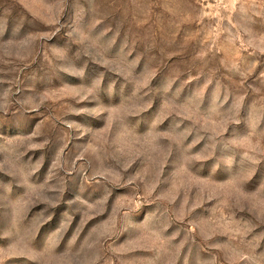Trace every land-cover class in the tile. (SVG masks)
<instances>
[{
  "label": "rangeland",
  "instance_id": "374dc122",
  "mask_svg": "<svg viewBox=\"0 0 264 264\" xmlns=\"http://www.w3.org/2000/svg\"><path fill=\"white\" fill-rule=\"evenodd\" d=\"M0 264H264V0H0Z\"/></svg>",
  "mask_w": 264,
  "mask_h": 264
}]
</instances>
